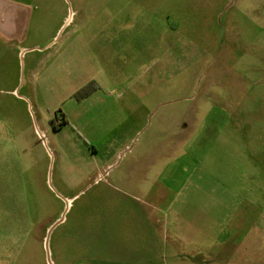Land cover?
I'll return each mask as SVG.
<instances>
[{
  "label": "rangeland",
  "instance_id": "374dc122",
  "mask_svg": "<svg viewBox=\"0 0 264 264\" xmlns=\"http://www.w3.org/2000/svg\"><path fill=\"white\" fill-rule=\"evenodd\" d=\"M11 1L18 47L98 61L33 91L0 49V264H47L62 215L52 264H264V0Z\"/></svg>",
  "mask_w": 264,
  "mask_h": 264
},
{
  "label": "crops",
  "instance_id": "0c3cea01",
  "mask_svg": "<svg viewBox=\"0 0 264 264\" xmlns=\"http://www.w3.org/2000/svg\"><path fill=\"white\" fill-rule=\"evenodd\" d=\"M32 13V9L17 5L11 0H0V49L15 45L20 59L24 60L28 56L26 86L33 91L40 89L58 92L63 91V86L76 91L91 81L98 58L93 49L90 53L84 51L83 41L72 40L63 46V42L57 44L52 37L40 47L17 46L24 41L22 33L26 30ZM161 152L159 149L160 155ZM157 153L150 160H145L143 165L146 171H151L154 163L161 160Z\"/></svg>",
  "mask_w": 264,
  "mask_h": 264
},
{
  "label": "water",
  "instance_id": "95a60500",
  "mask_svg": "<svg viewBox=\"0 0 264 264\" xmlns=\"http://www.w3.org/2000/svg\"><path fill=\"white\" fill-rule=\"evenodd\" d=\"M63 222V215L61 216V218L55 222L47 231V235H46V238H45V242H44V249H45V254H46V262L47 264H52L51 263V260H50V255H49V251H48V242H49V238H50V235L52 233V231L58 226L60 225L61 223Z\"/></svg>",
  "mask_w": 264,
  "mask_h": 264
},
{
  "label": "trees",
  "instance_id": "16d2710c",
  "mask_svg": "<svg viewBox=\"0 0 264 264\" xmlns=\"http://www.w3.org/2000/svg\"><path fill=\"white\" fill-rule=\"evenodd\" d=\"M66 122L63 120V115H60V119H59V123L57 125L58 129L52 127V129L55 130H59L61 127L65 126Z\"/></svg>",
  "mask_w": 264,
  "mask_h": 264
}]
</instances>
